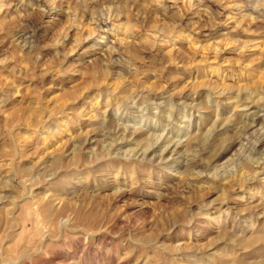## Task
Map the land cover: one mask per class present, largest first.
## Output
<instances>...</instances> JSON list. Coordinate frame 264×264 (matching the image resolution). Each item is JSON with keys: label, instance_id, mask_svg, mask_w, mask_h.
<instances>
[{"label": "rangeland", "instance_id": "obj_1", "mask_svg": "<svg viewBox=\"0 0 264 264\" xmlns=\"http://www.w3.org/2000/svg\"><path fill=\"white\" fill-rule=\"evenodd\" d=\"M0 264H264V0H0Z\"/></svg>", "mask_w": 264, "mask_h": 264}]
</instances>
